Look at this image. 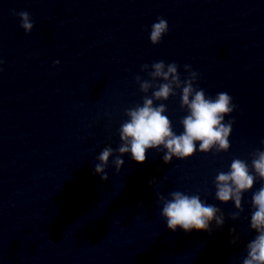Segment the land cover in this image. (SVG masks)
Wrapping results in <instances>:
<instances>
[{
    "label": "clouds",
    "instance_id": "1",
    "mask_svg": "<svg viewBox=\"0 0 264 264\" xmlns=\"http://www.w3.org/2000/svg\"><path fill=\"white\" fill-rule=\"evenodd\" d=\"M18 15L21 27L26 33H30L34 24L29 13L22 11ZM168 30V22L158 18L151 26V43L159 44ZM55 63L58 64L59 61ZM147 68L148 65L143 66L144 70ZM151 68V79L162 77L167 82L161 83L151 97L145 96L142 106L126 110L129 119L119 130L122 143L115 150L110 146L105 147L97 157L99 163L94 166V172L100 176L101 181L108 180L105 169L114 152L118 154L112 163L119 172L125 163L122 157L128 153L137 163L143 164L147 159L148 149L159 150L163 146L166 149L163 161L170 163L173 157L183 160L193 156L197 151V141L201 153H208L213 149L216 153L227 152L230 148L229 136L234 121L225 123L224 120L236 107L232 103V97L225 92L218 93L215 99L206 97L203 89L194 87L198 73L192 71L190 65H184L185 71L189 73V77L184 80H181L175 63L166 65L164 61L154 62ZM137 82L144 93L152 86L150 81H141L140 77H137ZM175 89H180L182 93L181 108H186L189 112L181 120L183 132L179 135L173 132L170 119L164 115L166 106L163 103L154 106V100L167 101L170 96H174ZM251 163L254 175L250 173L248 164L237 158L231 162L230 170L219 172L214 181L215 198L221 203L234 202L237 211L231 216L233 220L238 219L243 211V194L253 188L257 178L264 181V151L254 152ZM150 183L155 184V181ZM170 197L171 199H165L160 196L159 199L163 204L161 216L171 231L175 232L177 228L186 233L192 230L211 231L210 224L213 221L217 227L223 226L225 218L221 210L202 202L199 195L174 191L170 193ZM251 204L255 210L251 214L250 228L257 236L247 244V256L242 264H264V186L253 193Z\"/></svg>",
    "mask_w": 264,
    "mask_h": 264
}]
</instances>
